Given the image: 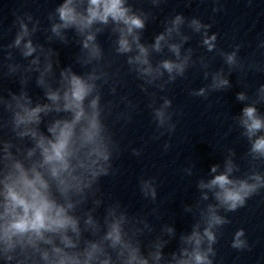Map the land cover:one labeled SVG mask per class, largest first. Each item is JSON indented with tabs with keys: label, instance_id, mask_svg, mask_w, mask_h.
<instances>
[{
	"label": "clouds",
	"instance_id": "obj_1",
	"mask_svg": "<svg viewBox=\"0 0 264 264\" xmlns=\"http://www.w3.org/2000/svg\"><path fill=\"white\" fill-rule=\"evenodd\" d=\"M142 2L148 7L136 6L137 0H59L47 13L46 26L31 12H12L13 38L0 44V264H220L216 245L232 222L229 214L264 193L262 83L252 94H235L243 107L229 127L247 144L240 157L247 169L229 147L222 163L196 179V199L182 205L192 218L188 229L178 233L174 221L162 218L154 176L138 179L141 197L154 205L146 212L131 213L120 200L106 197L102 180L117 175L115 161L122 152L113 125L127 126L139 109L120 92L126 76L149 98L152 139L159 140L175 134L174 117L182 112L173 109L168 95L157 93L186 79L190 69L198 68L206 83L189 88L188 95L204 100L232 89L234 73L239 83L250 72L264 73V60L255 53L241 56L242 44L234 43L230 51L218 46L219 34L211 29L214 15L225 11L221 0H212V22L169 13L150 41L144 33L168 0ZM192 3L184 0L187 8ZM105 34L107 52L100 40ZM196 37L194 48L190 42ZM57 44L78 48L72 64L61 66ZM256 48L264 56V37H257ZM198 49L204 54L197 55ZM216 57L223 66L213 69ZM121 58L123 65L114 67ZM5 79L18 83L19 90L5 88ZM33 83L42 93L35 99ZM171 147L166 141L163 151ZM129 150L135 157L143 152ZM195 167L190 160L183 175L196 176ZM173 241L175 249L166 252ZM229 246L237 252L253 247L242 227Z\"/></svg>",
	"mask_w": 264,
	"mask_h": 264
}]
</instances>
